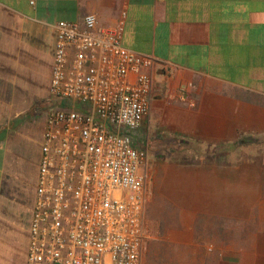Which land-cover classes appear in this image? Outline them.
<instances>
[{
	"label": "crops",
	"instance_id": "crops-1",
	"mask_svg": "<svg viewBox=\"0 0 264 264\" xmlns=\"http://www.w3.org/2000/svg\"><path fill=\"white\" fill-rule=\"evenodd\" d=\"M122 13V45L154 60L142 134L146 125L213 148L264 135V0H0V264H26L46 114L60 105L49 95L54 24L94 14L111 27ZM226 168L157 158L147 198L181 218L261 216L257 181ZM255 241L237 264H264Z\"/></svg>",
	"mask_w": 264,
	"mask_h": 264
},
{
	"label": "built area",
	"instance_id": "built-area-1",
	"mask_svg": "<svg viewBox=\"0 0 264 264\" xmlns=\"http://www.w3.org/2000/svg\"><path fill=\"white\" fill-rule=\"evenodd\" d=\"M124 19L54 24L26 264H141L154 60L122 45Z\"/></svg>",
	"mask_w": 264,
	"mask_h": 264
},
{
	"label": "rangeland",
	"instance_id": "rangeland-1",
	"mask_svg": "<svg viewBox=\"0 0 264 264\" xmlns=\"http://www.w3.org/2000/svg\"><path fill=\"white\" fill-rule=\"evenodd\" d=\"M161 131L155 128L150 132L145 125L144 134L141 133L147 144L148 175L157 158L162 159V163L190 165L217 162L227 167L232 177H241L251 184L257 181L262 199L260 206L264 204V135L247 136L254 141L251 144L237 145L235 141L223 148H213L198 140L183 144L180 142L182 138L168 137ZM147 185L149 193V180ZM162 207L156 209L147 198L141 264H221L227 258L232 260L231 264H237L241 253L255 252L253 243L257 242V238L263 241V246L256 250L264 256V223L260 221L261 216L264 221V213L256 216L255 208L249 217L242 219L212 216L181 218L173 214L169 203L163 202Z\"/></svg>",
	"mask_w": 264,
	"mask_h": 264
},
{
	"label": "trees",
	"instance_id": "trees-1",
	"mask_svg": "<svg viewBox=\"0 0 264 264\" xmlns=\"http://www.w3.org/2000/svg\"><path fill=\"white\" fill-rule=\"evenodd\" d=\"M180 142L183 144H189V141H187L185 139H181ZM253 142L254 141L250 137L242 136L236 141V144L237 145H246V144H251ZM190 144H192V143H190Z\"/></svg>",
	"mask_w": 264,
	"mask_h": 264
}]
</instances>
